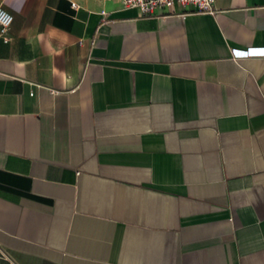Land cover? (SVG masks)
<instances>
[{
	"label": "crops",
	"instance_id": "0c3cea01",
	"mask_svg": "<svg viewBox=\"0 0 264 264\" xmlns=\"http://www.w3.org/2000/svg\"><path fill=\"white\" fill-rule=\"evenodd\" d=\"M0 7V264H264V0Z\"/></svg>",
	"mask_w": 264,
	"mask_h": 264
},
{
	"label": "built area",
	"instance_id": "2783aa9c",
	"mask_svg": "<svg viewBox=\"0 0 264 264\" xmlns=\"http://www.w3.org/2000/svg\"><path fill=\"white\" fill-rule=\"evenodd\" d=\"M125 7L137 8L144 14L157 15L161 9L172 8L176 4L183 6H191L190 12H207L215 11V3L217 0H119ZM73 7L77 8V4L73 3ZM189 13V12H188ZM185 15V14H183ZM164 21L167 15L160 16ZM14 21L13 14L7 9L0 7V35L5 42H9L11 37L9 31ZM264 57V48L250 47L247 49H232V58L239 61L244 58ZM33 94V92H31Z\"/></svg>",
	"mask_w": 264,
	"mask_h": 264
}]
</instances>
